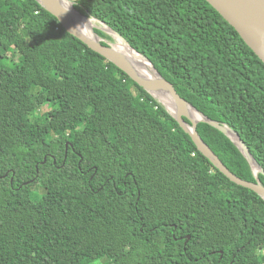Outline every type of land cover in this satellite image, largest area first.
<instances>
[{"label": "trees", "instance_id": "obj_1", "mask_svg": "<svg viewBox=\"0 0 264 264\" xmlns=\"http://www.w3.org/2000/svg\"><path fill=\"white\" fill-rule=\"evenodd\" d=\"M69 1L234 130L264 170V64L209 3ZM197 132L233 174L256 181L225 134L204 122ZM99 260L264 264V200L37 0H0V264Z\"/></svg>", "mask_w": 264, "mask_h": 264}, {"label": "water", "instance_id": "obj_2", "mask_svg": "<svg viewBox=\"0 0 264 264\" xmlns=\"http://www.w3.org/2000/svg\"><path fill=\"white\" fill-rule=\"evenodd\" d=\"M45 9L55 15L61 25L73 36L80 39L89 49L100 54L107 61L113 63L130 79L141 86L148 94L155 98L167 112L178 122L179 126L191 137L198 151L206 157L223 175H225L231 182L238 186L244 187L255 192L264 200V185L259 180V174L264 176L263 168L257 163L249 149L246 147L240 136L227 125L220 124L206 117L203 113L198 111L185 99H183L175 90L173 85L164 79L160 73L154 68L152 63L138 53L133 47L116 31L95 18H88L81 14L74 3L69 0H48V6H45L40 0H37ZM209 5L215 9L219 15L235 29L244 43L254 52V54L264 64V0H205ZM70 4L72 8L79 13L83 18L100 23L102 27L94 26L92 35L87 34L82 28H79L73 20L67 15L63 5ZM99 28L102 32L110 35L113 42L103 40L95 29ZM115 36H119L125 43H127L132 50L142 56L152 67L156 73L157 80H149L144 76H139L135 67L118 52L115 48ZM105 43L106 45H103ZM166 97L171 100L179 109L178 114L174 115L168 107L161 102V98ZM191 113L199 116L194 119ZM185 118L188 122L185 121ZM204 122L216 128L225 134L232 143L237 147L240 153L248 162L252 174L255 177V182L242 180L233 174L219 159V157L204 143L197 132V124Z\"/></svg>", "mask_w": 264, "mask_h": 264}, {"label": "bare ground", "instance_id": "obj_3", "mask_svg": "<svg viewBox=\"0 0 264 264\" xmlns=\"http://www.w3.org/2000/svg\"><path fill=\"white\" fill-rule=\"evenodd\" d=\"M45 6H48V0H40ZM67 15L73 20V22L79 27L82 28L87 34H93L92 29L94 28L95 21H90L83 18L79 13H77L70 4L63 5ZM113 37V36H112ZM115 48L120 54L125 56V58L135 67V70L138 71L139 76H144L149 80H157L156 73L153 71L151 65L139 54L130 48V46L125 43L119 36H115ZM168 109L174 114H178V107L166 97L160 99ZM194 119H198L199 116L195 113H191Z\"/></svg>", "mask_w": 264, "mask_h": 264}, {"label": "rangeland", "instance_id": "obj_4", "mask_svg": "<svg viewBox=\"0 0 264 264\" xmlns=\"http://www.w3.org/2000/svg\"><path fill=\"white\" fill-rule=\"evenodd\" d=\"M92 21V20H91ZM93 22V21H92ZM95 23V25L96 26H98V27H102V25L100 24V23H98V22H94ZM98 30H100L99 28H97ZM106 34V33H105ZM108 35V34H107ZM110 36V35H109ZM45 109H46V107L45 108H43L41 111H39L37 114L38 115H42V114H44V112H45ZM32 192H33V200H38L39 198H41L43 195L42 194H40L39 193V188L38 187H34L33 188V190H32ZM102 262H105L104 260H99V261H97V262H95V263H92V264H102Z\"/></svg>", "mask_w": 264, "mask_h": 264}]
</instances>
